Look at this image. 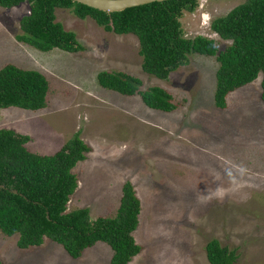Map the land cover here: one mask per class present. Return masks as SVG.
<instances>
[{"label":"rangeland","instance_id":"obj_1","mask_svg":"<svg viewBox=\"0 0 264 264\" xmlns=\"http://www.w3.org/2000/svg\"><path fill=\"white\" fill-rule=\"evenodd\" d=\"M181 18L184 34L216 41L212 21L245 0H198ZM25 1L0 6V68L7 63L43 72L48 103L33 111L0 108V128L28 134L27 148L38 154L59 150L75 132L91 147L73 168L78 187L68 210L88 207L91 218L114 216L123 184L130 180L141 199L134 232L141 252L129 264H210L206 245L218 239L237 249L234 264H264V100L262 78L215 105L216 56L193 53L187 64L161 79L144 71L135 34L106 31L92 17L82 19L57 7V20L77 34L86 49L42 51L19 41ZM125 71L159 85L174 97L171 112L152 109L139 94L124 95L98 82L100 71ZM19 234L0 230L3 264H110L113 250L103 241L74 258L57 242L21 248Z\"/></svg>","mask_w":264,"mask_h":264},{"label":"trees","instance_id":"obj_2","mask_svg":"<svg viewBox=\"0 0 264 264\" xmlns=\"http://www.w3.org/2000/svg\"><path fill=\"white\" fill-rule=\"evenodd\" d=\"M25 1L30 12L21 19L23 33L17 38L42 51L86 49L77 34L57 20L56 8H69L82 19L92 17L106 31L135 34L144 71L161 79H168L187 64L193 53L216 56L219 66L214 98L219 108H226L228 95L257 79L260 72L264 100V0H245L212 21L215 32L232 40L221 51L212 38L184 34L181 18L185 11L197 8L198 0L152 2L117 12L74 0H0V6L11 8ZM98 82L124 95L139 94L152 109L171 112L177 108L166 88L153 85L142 89L143 80L125 71H100ZM49 90L50 82L40 70L13 63L0 68V108L44 109ZM30 140L28 134L0 128V230L7 236L19 234L21 248L39 246L50 238L74 258L103 241L113 250L110 264H129L142 250L134 236L142 205L133 183L126 180L123 184L114 216L92 219L88 207L68 210L79 184L73 168L86 159L91 147L82 139L81 130L52 154L30 151L26 146ZM206 252L210 264H234L238 259L237 249L222 245L216 238L207 243Z\"/></svg>","mask_w":264,"mask_h":264},{"label":"water","instance_id":"obj_3","mask_svg":"<svg viewBox=\"0 0 264 264\" xmlns=\"http://www.w3.org/2000/svg\"><path fill=\"white\" fill-rule=\"evenodd\" d=\"M107 12L123 11L130 7L144 5L152 2H163L166 0H74ZM17 192V190H14Z\"/></svg>","mask_w":264,"mask_h":264},{"label":"crops","instance_id":"obj_4","mask_svg":"<svg viewBox=\"0 0 264 264\" xmlns=\"http://www.w3.org/2000/svg\"><path fill=\"white\" fill-rule=\"evenodd\" d=\"M140 198V197H139ZM141 214V213H140ZM140 218V217H139ZM139 223H140V221H139ZM138 228V227H137ZM136 239V238H135ZM137 241V240H136Z\"/></svg>","mask_w":264,"mask_h":264}]
</instances>
